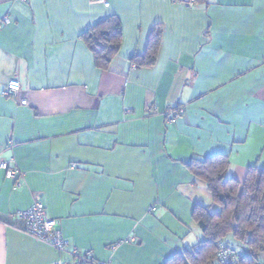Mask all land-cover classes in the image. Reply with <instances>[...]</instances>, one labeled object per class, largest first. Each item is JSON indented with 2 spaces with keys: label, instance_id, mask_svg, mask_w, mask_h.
<instances>
[{
  "label": "crops",
  "instance_id": "obj_1",
  "mask_svg": "<svg viewBox=\"0 0 264 264\" xmlns=\"http://www.w3.org/2000/svg\"><path fill=\"white\" fill-rule=\"evenodd\" d=\"M0 0V264H166L197 247L212 201L188 168L224 155L243 183L264 169V0ZM115 16L122 47L96 66L82 35ZM162 25L156 65L138 68ZM26 100L27 106L21 101ZM183 110L169 122V109ZM41 202L69 242L58 253L13 215Z\"/></svg>",
  "mask_w": 264,
  "mask_h": 264
},
{
  "label": "trees",
  "instance_id": "obj_2",
  "mask_svg": "<svg viewBox=\"0 0 264 264\" xmlns=\"http://www.w3.org/2000/svg\"><path fill=\"white\" fill-rule=\"evenodd\" d=\"M163 26L152 31L144 57L132 62L138 68H153L163 40ZM92 52L96 66L108 69L122 47V25L115 16L101 21L82 35ZM178 109V108H175ZM188 168L195 178L206 184L216 211L196 205L192 219L204 240L194 249L172 257L166 264H217L218 245L232 248L241 264L264 263V169H249L243 183L230 176V160L219 155L193 159ZM232 238L243 250L227 243Z\"/></svg>",
  "mask_w": 264,
  "mask_h": 264
},
{
  "label": "built area",
  "instance_id": "obj_3",
  "mask_svg": "<svg viewBox=\"0 0 264 264\" xmlns=\"http://www.w3.org/2000/svg\"><path fill=\"white\" fill-rule=\"evenodd\" d=\"M91 1L102 4L106 7H109L110 5L109 0ZM174 3L181 4L187 8H194L197 5V0H174ZM20 91V82L17 80H12L8 83L7 87L0 92V96L17 100ZM21 105L27 106L28 102L26 100L21 101ZM182 113L183 110L179 108L169 109L167 112L169 116V122L175 123L181 117ZM0 170L4 172L5 177L8 180H11L15 183L17 188L23 187L24 174L14 163L0 159ZM13 218L24 221L26 224L25 232L33 239L51 246L58 253H63L67 250L69 242L58 229V222L49 216L43 203L37 202L30 209L14 214ZM72 255L75 258L76 264H98L90 252L82 253L78 250H74ZM241 259L242 257L232 248H229L224 244L218 245L217 264H241ZM56 264L62 263L57 262Z\"/></svg>",
  "mask_w": 264,
  "mask_h": 264
},
{
  "label": "rangeland",
  "instance_id": "obj_4",
  "mask_svg": "<svg viewBox=\"0 0 264 264\" xmlns=\"http://www.w3.org/2000/svg\"><path fill=\"white\" fill-rule=\"evenodd\" d=\"M208 208L211 210V212H215L216 211L217 208L213 204V200L208 203ZM227 243L229 245H231L232 247H234L235 249H237V250H240V251L243 250V247L240 246L239 244H237L232 238H229Z\"/></svg>",
  "mask_w": 264,
  "mask_h": 264
}]
</instances>
